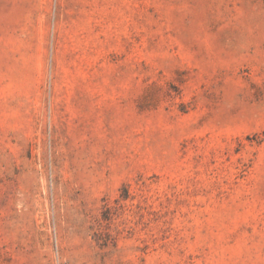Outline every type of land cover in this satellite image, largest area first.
Masks as SVG:
<instances>
[{
	"label": "rangeland",
	"instance_id": "rangeland-1",
	"mask_svg": "<svg viewBox=\"0 0 264 264\" xmlns=\"http://www.w3.org/2000/svg\"><path fill=\"white\" fill-rule=\"evenodd\" d=\"M0 264H264V0H0Z\"/></svg>",
	"mask_w": 264,
	"mask_h": 264
}]
</instances>
